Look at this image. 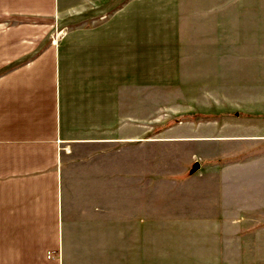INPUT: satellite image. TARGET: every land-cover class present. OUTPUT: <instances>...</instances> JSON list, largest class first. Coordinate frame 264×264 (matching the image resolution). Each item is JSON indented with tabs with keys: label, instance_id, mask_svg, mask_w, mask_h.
Wrapping results in <instances>:
<instances>
[{
	"label": "crops",
	"instance_id": "obj_1",
	"mask_svg": "<svg viewBox=\"0 0 264 264\" xmlns=\"http://www.w3.org/2000/svg\"><path fill=\"white\" fill-rule=\"evenodd\" d=\"M230 1L187 21L184 0H157L175 22L171 56L156 36L153 47L144 0L107 13L99 0H0V264H241L231 258L239 222L217 218L200 187L182 190L194 194L174 218L153 220L150 183H95L102 147L136 142L168 83L183 88L206 64L226 96L235 58L250 65L242 80L262 84L263 41L233 48ZM205 21L207 39L196 40ZM261 207L249 216L264 225Z\"/></svg>",
	"mask_w": 264,
	"mask_h": 264
},
{
	"label": "rangeland",
	"instance_id": "obj_2",
	"mask_svg": "<svg viewBox=\"0 0 264 264\" xmlns=\"http://www.w3.org/2000/svg\"><path fill=\"white\" fill-rule=\"evenodd\" d=\"M124 1L99 0L96 11L111 12ZM134 1L135 8L139 9V0ZM156 1L144 0L146 9H151L146 21L153 34V47L157 46L156 36L166 49L168 45L167 54L172 56L175 22L172 17L158 13ZM229 1L184 0L188 11L182 17L190 21L195 14L193 9H198L196 14L201 17H207L213 9L228 8ZM230 2L233 48L239 45L236 46L238 50H245V43L257 38L263 41L264 52V0ZM75 20L76 16L70 22ZM207 27V21L197 25L196 40L206 41ZM183 65L186 75L191 73L192 65L185 61ZM244 66L250 65L233 58L232 80L228 84L231 91L226 96L218 95V89L215 93L212 91L213 83L217 82L218 87V80L206 78V64L200 67L198 74L195 72V78L183 80V88L168 83L162 91L153 92L151 119L145 121V128H137L141 133H137L136 142L102 147L106 154L95 167L104 174H100L95 183L104 186L110 182L122 185L150 183L153 220L174 218L181 200L191 201L194 194L182 195V190L200 187L203 191L199 195L206 197L201 199L207 200L209 193L216 201L217 218L221 215L224 220L231 215L239 222L232 224V261L264 264V246L258 239L259 234L264 235V225L257 223L258 218L249 216L251 210L264 205V56L258 67V72L263 74L262 84L261 79L257 81L252 76L242 80ZM115 148L119 155L111 153ZM115 170L119 174L112 176ZM107 173H112L111 177ZM87 182V179L83 181L85 185L93 183ZM107 192L106 196L111 198L113 193ZM216 224L224 225L223 221Z\"/></svg>",
	"mask_w": 264,
	"mask_h": 264
},
{
	"label": "water",
	"instance_id": "obj_3",
	"mask_svg": "<svg viewBox=\"0 0 264 264\" xmlns=\"http://www.w3.org/2000/svg\"><path fill=\"white\" fill-rule=\"evenodd\" d=\"M196 167L198 166V164L195 165Z\"/></svg>",
	"mask_w": 264,
	"mask_h": 264
}]
</instances>
